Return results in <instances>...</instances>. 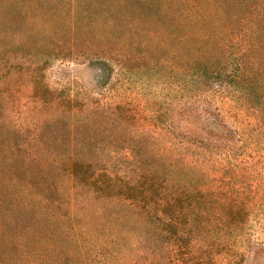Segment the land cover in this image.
<instances>
[{"label": "trees", "instance_id": "obj_1", "mask_svg": "<svg viewBox=\"0 0 264 264\" xmlns=\"http://www.w3.org/2000/svg\"><path fill=\"white\" fill-rule=\"evenodd\" d=\"M58 60L88 63L94 83L50 87ZM115 70L143 91L162 78L154 119L166 135L142 128L135 105L93 95ZM12 76L53 111L17 124L0 87V264H242L245 251L264 253V184L204 167L211 156L236 169L264 143V0H0V83ZM226 100L253 117L245 137L213 107ZM177 114L205 136L177 130Z\"/></svg>", "mask_w": 264, "mask_h": 264}, {"label": "rangeland", "instance_id": "obj_2", "mask_svg": "<svg viewBox=\"0 0 264 264\" xmlns=\"http://www.w3.org/2000/svg\"><path fill=\"white\" fill-rule=\"evenodd\" d=\"M97 74V70L84 61L58 60L49 65L45 70L46 81L52 88H61L64 84L72 81L85 86L92 85ZM116 74L115 70L111 74L112 81L104 88L93 91V95L101 99L102 102L114 98L115 102L135 105L137 110H140L142 113L140 120L142 128L150 131L155 137L166 135L167 132L154 119V116L157 115V110L162 109L159 106L160 102L165 103L163 102V97L166 92L162 78L153 81L154 85L147 87L143 91L135 87L132 82L118 81ZM0 87L6 95L8 114L17 124L34 125V123L47 117L53 111V107L50 105H38L37 101L30 97V87L24 85L22 80L17 78V76L5 78L0 83ZM154 103L159 105H155ZM213 107L217 108L218 114L226 123L232 124L238 130L240 137H245L243 130L246 122H249L254 127L253 117L249 116L244 109L231 101H215ZM175 118L177 130L205 136L200 128L201 124L191 117V115L181 116V114H177ZM187 156L190 157L189 155ZM206 158L209 159V162L204 167L210 170L212 177L233 181V179L229 178L231 174L243 173L247 186L252 184V180H256L257 187L264 184V143L261 139L256 145L250 146V149H246V154L238 159L240 162H237L236 169L231 164L232 162L226 159L211 156H206ZM245 161L247 162L245 163ZM257 232H259V228L256 224L255 230H251V233H254L252 239L255 246L256 243H262L260 241H263ZM242 264H264V253L245 251L244 262Z\"/></svg>", "mask_w": 264, "mask_h": 264}]
</instances>
